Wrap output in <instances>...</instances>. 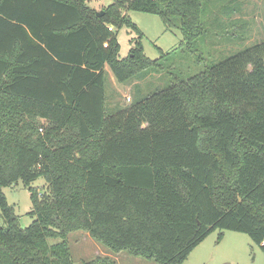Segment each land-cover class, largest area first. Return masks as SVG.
<instances>
[{
    "label": "trees",
    "instance_id": "obj_1",
    "mask_svg": "<svg viewBox=\"0 0 264 264\" xmlns=\"http://www.w3.org/2000/svg\"><path fill=\"white\" fill-rule=\"evenodd\" d=\"M89 1L0 0V264H74L76 230L157 264H184L215 230L264 252V41L216 63L199 55L201 67L113 109L107 67L143 78L215 25L204 0H113L101 17ZM126 9L159 15L180 45L151 59ZM109 25L138 34L126 57ZM20 180L26 228L3 191Z\"/></svg>",
    "mask_w": 264,
    "mask_h": 264
},
{
    "label": "rangeland",
    "instance_id": "obj_2",
    "mask_svg": "<svg viewBox=\"0 0 264 264\" xmlns=\"http://www.w3.org/2000/svg\"><path fill=\"white\" fill-rule=\"evenodd\" d=\"M256 1L262 2V7L252 8L251 5ZM89 2L95 9L103 10L113 0H90ZM204 3L207 13L204 14L203 19H210V25L211 23L215 25L211 30L213 32L206 35L207 39L201 40L200 45L193 51L187 48L184 51L181 49L172 66L168 62L164 69L150 71L143 78L115 82L114 86L110 80V76L114 77V75L110 71L107 95L111 108H124L133 98L140 99L164 88L175 77H181V74L192 64L195 68L201 67L202 63H196L199 55L209 64L216 63L264 41V0H204ZM251 10L252 12H249ZM125 13L143 32L144 52L151 59L159 58L162 53L170 52L180 45L183 39L181 31L167 28L159 15L133 9H126ZM112 26L115 30L118 29L120 56L126 57L133 46L132 40L138 34L128 25L121 28ZM128 97L132 100L129 101ZM32 185L41 194L49 190V185L43 177L38 178ZM3 191L8 202L14 206L22 228L29 226L34 220L29 214L32 209L29 187L20 180L13 186L4 187ZM0 223L4 224L1 210ZM67 242L74 264H84L103 256L112 257L117 264H157L153 260L136 257L125 251L114 253L84 230L69 233ZM184 264H264V252L245 233L229 230L225 231L219 239V230H215L194 249Z\"/></svg>",
    "mask_w": 264,
    "mask_h": 264
},
{
    "label": "crops",
    "instance_id": "obj_3",
    "mask_svg": "<svg viewBox=\"0 0 264 264\" xmlns=\"http://www.w3.org/2000/svg\"><path fill=\"white\" fill-rule=\"evenodd\" d=\"M257 4H259V6L257 5ZM262 2H258V1H256L255 3H253L251 6H252V8H258V7H262ZM249 12H252V10L251 11H249ZM256 13L258 14V9H257V11H256ZM252 14H254V13H252ZM107 71H108V73L110 74V69L107 67ZM110 80H111V82L114 84V86H115V82H118L117 80H116V78L115 77H113V76H110ZM119 83V82H118ZM229 231V230H228ZM196 249V248H195ZM194 251V250H193ZM192 251V252H193Z\"/></svg>",
    "mask_w": 264,
    "mask_h": 264
},
{
    "label": "water",
    "instance_id": "obj_4",
    "mask_svg": "<svg viewBox=\"0 0 264 264\" xmlns=\"http://www.w3.org/2000/svg\"><path fill=\"white\" fill-rule=\"evenodd\" d=\"M104 12H105V11H103V10H102V11H98V12H97V15H98L99 17H101V16L104 15Z\"/></svg>",
    "mask_w": 264,
    "mask_h": 264
},
{
    "label": "built area",
    "instance_id": "obj_5",
    "mask_svg": "<svg viewBox=\"0 0 264 264\" xmlns=\"http://www.w3.org/2000/svg\"><path fill=\"white\" fill-rule=\"evenodd\" d=\"M109 30H114V27H113L112 25H109ZM128 100L130 101V100H131V98H130V97H128Z\"/></svg>",
    "mask_w": 264,
    "mask_h": 264
}]
</instances>
